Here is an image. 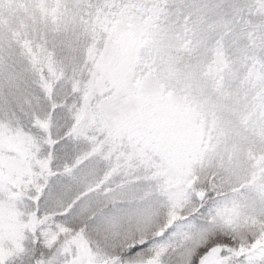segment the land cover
<instances>
[{"label": "snow or ice", "instance_id": "obj_1", "mask_svg": "<svg viewBox=\"0 0 264 264\" xmlns=\"http://www.w3.org/2000/svg\"><path fill=\"white\" fill-rule=\"evenodd\" d=\"M0 264H264V0H0Z\"/></svg>", "mask_w": 264, "mask_h": 264}]
</instances>
